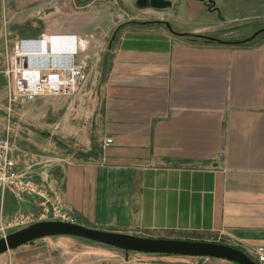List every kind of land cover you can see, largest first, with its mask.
<instances>
[{
  "label": "crops",
  "instance_id": "crops-1",
  "mask_svg": "<svg viewBox=\"0 0 264 264\" xmlns=\"http://www.w3.org/2000/svg\"><path fill=\"white\" fill-rule=\"evenodd\" d=\"M74 1L20 0L39 9L49 2L59 6L49 16L18 22L34 26L18 37L28 39L24 51L34 49V61L49 58L40 50L55 54V62L68 57L83 63L89 77L84 88L97 77L99 91L84 127L75 128L76 108L66 123L88 158L56 157L52 165L37 162L27 170L47 184L73 222L142 236L198 234L264 264L258 258L264 248V38L252 45L191 44L160 26L120 31L108 5L76 11ZM119 1L134 13H153L156 22L162 9L178 2ZM166 1L169 6H159ZM182 1L185 8L199 5ZM9 23L0 18V46L7 53L14 46ZM58 36L72 49H60ZM32 40L40 46L29 47ZM78 98L62 100L75 105ZM107 136L114 141L103 150ZM39 207L27 194L0 190L3 219ZM129 254L107 264H239L220 257ZM28 262L15 257L10 264Z\"/></svg>",
  "mask_w": 264,
  "mask_h": 264
},
{
  "label": "rangeland",
  "instance_id": "rangeland-1",
  "mask_svg": "<svg viewBox=\"0 0 264 264\" xmlns=\"http://www.w3.org/2000/svg\"><path fill=\"white\" fill-rule=\"evenodd\" d=\"M197 1L199 2L198 6H193L190 3L191 5L188 8L183 6L184 1H174L170 9L161 10L164 14H160V17H162L159 18L160 22L152 20L155 17L153 13H134L119 0H75L73 4H75L74 10L76 11H85L106 4L109 6V10L120 31L126 26L139 28L160 26L167 31H174L178 38L191 44L252 45L264 38V0H230L232 2L227 3L226 6L225 3L218 4L216 0ZM66 2L67 0H62L63 4ZM164 3L159 6L170 5L169 1ZM35 4V2H31L21 5L20 0H5V2L0 0V5H2L0 7V18L6 17L11 22L7 25L8 31H10L7 34L11 35L12 44L21 40L18 35H27L25 33L26 30L31 31L34 27L30 22L23 24L18 22L24 21L26 18L35 20L38 16H49L59 6L56 4L57 6L54 8V4L49 2L45 9H39L36 8ZM4 5L7 6V13H4ZM38 25H46V21L40 20ZM54 37L57 36L54 35ZM57 39L60 49H72L73 44L64 40L65 44L63 41L64 36H58ZM31 42L34 41L32 40ZM27 50L29 51L26 56H31L29 63H35V58L33 57L36 56L30 53L34 50ZM103 51L104 48L101 54ZM40 53L38 51V55H41ZM44 54L46 56H56L49 53V51L44 52L42 55ZM13 59V50L7 53L6 49L0 46V139L9 138L11 140L12 154L17 159L24 178L31 179L40 188L42 187L45 192V198L30 196L40 207L35 211L28 212L41 213L45 208H52V205H57L68 215L67 221L73 222L71 221L70 213L65 209L61 200L48 190L47 184L39 182L26 167L37 162H40L39 164L52 165L56 161V157L70 156L82 160L88 158L87 153L83 150V145L68 135L66 123L71 117V111L76 108L77 123L75 128L80 131V128L84 127L83 119H89V110L92 108L91 99L99 91L96 84L98 82L95 83L97 77L93 78V85L84 88L89 77L87 71L84 70V64L76 60L75 63L86 73L73 93L65 95L44 94L37 96L33 100H27L14 94L10 86V75L12 72L10 73L8 70L13 67ZM68 95L79 97L75 105H69L66 100H62V97ZM55 114H59V119L54 116ZM59 120L60 124H58ZM109 137L111 136L106 138ZM111 138L113 139V137ZM105 139L101 144L103 150L108 147L104 146ZM15 191L16 193H22L19 190ZM46 200H50V202ZM28 212H18L11 217ZM46 220L60 219H44L38 222ZM20 228L14 227L0 230V238ZM161 234L163 235V233H160L158 235L149 234L144 236L209 241L207 237L203 239V236L198 234L189 235L190 237H182L167 232L164 236H160ZM30 243V245L23 246L17 250L2 253L0 255V264H10L12 258L15 257L29 261L27 264H35L36 262L38 264H41V262L42 264H107L113 262L117 256H123L128 253H130L129 255L138 256L139 254H136V252H143L70 235H50Z\"/></svg>",
  "mask_w": 264,
  "mask_h": 264
},
{
  "label": "built area",
  "instance_id": "built-area-1",
  "mask_svg": "<svg viewBox=\"0 0 264 264\" xmlns=\"http://www.w3.org/2000/svg\"><path fill=\"white\" fill-rule=\"evenodd\" d=\"M28 39H21L13 46V67L8 72L10 86L13 93L27 100H33L44 94H70L73 93L85 77L84 72L73 60L61 59L49 63L46 60L29 64L26 61V52L23 43ZM77 52V46L73 48ZM74 53H72L74 55ZM25 55V56H24ZM18 98V97H17ZM113 142L111 137L106 138L104 146ZM0 190H19L29 196L46 197L45 192L31 179H25L21 173L17 159L12 154V143L9 138L0 139ZM50 202V200H46ZM44 219L68 220V215L57 205L45 208L41 213H20L17 216L3 219L0 217V230L14 227H26ZM259 260H264V248H258Z\"/></svg>",
  "mask_w": 264,
  "mask_h": 264
},
{
  "label": "water",
  "instance_id": "water-1",
  "mask_svg": "<svg viewBox=\"0 0 264 264\" xmlns=\"http://www.w3.org/2000/svg\"><path fill=\"white\" fill-rule=\"evenodd\" d=\"M38 45L40 41H37ZM50 235L83 237L131 250L190 256L220 257L239 264H259L243 250L224 243L188 239H167L102 230L63 220H46L15 230L0 238V254Z\"/></svg>",
  "mask_w": 264,
  "mask_h": 264
},
{
  "label": "bare ground",
  "instance_id": "bare-ground-1",
  "mask_svg": "<svg viewBox=\"0 0 264 264\" xmlns=\"http://www.w3.org/2000/svg\"><path fill=\"white\" fill-rule=\"evenodd\" d=\"M34 41V40H33ZM29 47H32V48H34V47H37L38 46V43H37V41H34V42H30L29 41ZM40 44L41 43H39V46H40ZM34 49H32V51H33ZM29 50H27V52H28ZM37 51H40V50H37ZM37 51H35V52H37ZM42 53V52H41ZM43 54V53H42ZM26 55H28V54H26ZM31 56H26V61L29 63L30 62V60H31V58H30ZM47 57H49L48 58V60H46V61H48L49 63H52V62H55V59H56V57H53V56H50V55H47ZM67 59H70V58H68L67 57ZM71 60H72V58H71ZM36 63V62H35ZM29 64H34V63H29Z\"/></svg>",
  "mask_w": 264,
  "mask_h": 264
}]
</instances>
